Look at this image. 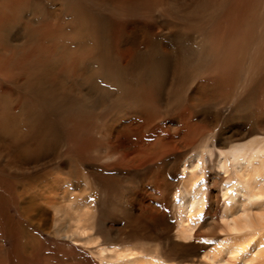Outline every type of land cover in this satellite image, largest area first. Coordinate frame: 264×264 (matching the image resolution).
Wrapping results in <instances>:
<instances>
[{"label": "bare ground", "instance_id": "bare-ground-1", "mask_svg": "<svg viewBox=\"0 0 264 264\" xmlns=\"http://www.w3.org/2000/svg\"><path fill=\"white\" fill-rule=\"evenodd\" d=\"M202 1L205 3L201 6ZM224 1L207 0L214 3V9L219 7L220 13L215 17L218 23L206 25L201 22L210 17L206 0H186L184 4L176 0H0V215L8 222L9 233L28 235L32 220L28 213L41 210L40 205L31 207L23 202L25 188L50 192L62 182L60 172L32 174L42 170L38 169L44 167L40 158L46 157L50 148L63 147V126H71L73 138L87 129L85 121L127 100L142 113L136 120L139 126L127 124L112 130L111 138L117 145L110 147L116 146L114 156L119 157V149H127L126 153L133 150L136 137H149L151 141L153 132L161 131L162 125L173 128L180 109L178 114H184L186 121L195 116L202 117L199 122L206 126L217 123V109L214 118L205 120L198 108L226 105L233 99L232 104L236 100L235 108H239V89L257 93V105L264 108V60L259 66L257 59V53L264 49V0ZM98 3L111 5L118 14L127 8L130 16L142 17L137 22L129 20V24L113 23L109 29L111 21L95 17L93 6ZM177 7L183 13L180 21L173 22L171 9ZM192 22H201L196 23L197 32L208 26L218 34L199 35L197 43L208 40L210 53L198 60L192 58V45L186 37L193 31ZM128 29L137 35L135 42H127ZM159 29H163L162 34ZM157 41L168 45L157 47ZM181 52L185 56L179 60ZM256 84L260 86L258 91ZM153 105L163 106L167 112L164 118L145 111ZM61 110L65 114L60 118L56 114ZM257 115L264 118V110ZM248 120L247 116L246 137L255 130ZM184 124V140L175 144L180 149L178 156L187 154L206 137V141L214 139L207 127ZM176 133L180 136L182 130ZM153 139L140 151L144 159L161 156L170 147L169 143L162 144L159 136ZM204 153L202 150L198 158ZM227 155L218 160L219 173L227 175L232 167L242 182L223 183L219 189L216 178L208 180L223 205L219 209L214 203L220 213L215 222L204 225L214 237L224 234L225 238L202 261L192 264H264V199H258L264 197V137L259 143L232 148ZM195 157L188 171L196 167ZM127 163L129 168L135 164ZM200 183L185 185L179 194L184 209L179 234L185 240L195 237L203 224L206 189ZM32 194L41 195L35 190ZM65 231V227L56 229L57 234ZM133 252H120L118 259H135L137 253ZM133 264L166 263L142 257Z\"/></svg>", "mask_w": 264, "mask_h": 264}, {"label": "rangeland", "instance_id": "rangeland-1", "mask_svg": "<svg viewBox=\"0 0 264 264\" xmlns=\"http://www.w3.org/2000/svg\"><path fill=\"white\" fill-rule=\"evenodd\" d=\"M176 1L178 3L183 1L184 4L186 0ZM204 3L205 1H202L201 6ZM206 3V7L209 8L207 15L210 17L201 22L206 25L216 24L218 20L215 17L220 13V8L214 9V3L207 0ZM103 4L98 3L93 6L94 9L96 8L95 17L99 20L111 21L112 24L122 22L129 24L131 23L129 20L137 22V19L142 17L141 14L130 16L127 8L122 14H118L111 5L103 6ZM171 10L170 18L173 22L180 21L178 17L183 11L178 12V7ZM258 11H260L259 8ZM196 23L192 22L193 31L190 30L186 35L188 43L192 45L194 60L203 58L205 53L207 55L210 53L208 40L205 44L197 43L199 35L218 36L212 31V27L208 26L200 28L201 33L197 32L199 23ZM114 24L109 29L113 28ZM162 31L163 29H159L158 32L162 34ZM127 37V42L130 43L135 42L137 35L135 36L128 29ZM156 45L164 47L168 45V42L157 41ZM261 45L264 47L262 41ZM199 51L203 54L199 55ZM152 54H154L153 51ZM183 55L185 56V53L181 52L179 60ZM257 59L258 65L261 66L264 60L263 48L257 53ZM212 64L214 62L209 65L212 66ZM257 70L259 71V67ZM207 71L205 69L204 73ZM73 85L78 86L75 82ZM256 86L257 91L260 90L259 84ZM237 95L241 98V104L237 103L239 108H235L236 100L232 104L234 99L226 105L214 107L208 104L202 109L198 108L205 120L211 119L217 109L218 120L212 125L200 124L202 117L192 116V120L189 118L186 121L183 119L184 114H178L182 112L180 109L175 116L178 119L174 118L173 128L168 129L162 125L161 131L156 129L157 131L153 132L159 136L162 144L169 143L170 147L161 156H153L151 159H144L140 151H143L142 149L152 142L154 137L157 138L154 134L151 141L149 137H136L132 146L133 150L126 153L127 149H119L118 152L121 155L119 157L114 156L117 152L116 146L110 147V144L117 145V142L111 138L112 130L127 124H130L132 128L139 126L136 120L138 116H141L142 110L136 109L127 100H120L121 102L114 103L107 113L98 114L85 121L87 129L74 135V140L69 131L71 126L68 125V128L63 126V147L60 150L56 149V145L50 148L45 154L47 156L40 158L44 167L38 169L42 170L32 174L44 175L46 172L55 171L61 173L63 180L59 185H54L50 192H42L41 188H25L23 191L24 194L27 192L23 202L30 203L31 207L40 205L41 209L28 213L32 218L28 235L19 237L9 233L8 222L4 215H0V264H133L136 259L142 257L166 264H192L202 261V257L209 255L225 238L224 234H221V237H214V233L208 232V227L204 226L215 222L220 213L214 203L216 206L218 204V208L223 205L219 192L210 188L208 180L216 178L218 182L215 186L219 189L223 183L227 182L240 184L242 178L236 169L230 167L227 175L223 172L219 173V158L223 155L228 156L227 153L232 148L259 143L264 137L262 136L264 135V118L257 115L258 111L264 108L257 105L260 101L257 93L252 95L249 91L242 92L239 89ZM159 96L162 97L161 92ZM164 97L166 98L165 93ZM163 109V106L158 108L153 105L145 111L151 114L157 112L164 118L167 112ZM64 114L65 112L61 110L56 116L61 118ZM247 116L248 124L255 130L246 137L248 127L244 125L246 124L244 120H247ZM187 122L207 127L208 131H212L211 136L214 139L206 141V137L204 142L189 149L187 154L178 156L180 149L175 144L184 140L183 129L187 125L184 123ZM179 130H182L180 136L176 133ZM73 145L75 146L72 147ZM202 150L205 153L202 158H198ZM66 152H69L68 155L62 157ZM193 156H196L194 161L196 167L193 171H188L187 166ZM129 161L135 163L130 168L126 166ZM69 163L74 165H68ZM197 182H201L199 186L205 184L206 189L203 224L197 228L195 237L185 240L179 234L181 218L184 216V209L180 205L183 202L179 194L185 185L196 186ZM33 190L41 195L35 197L32 194ZM53 192L57 196L53 195ZM63 227L66 231L57 234L56 229ZM65 235L67 238L63 237ZM17 245L20 247L16 248ZM126 250L137 253L135 259L133 257L126 260L118 259L117 254Z\"/></svg>", "mask_w": 264, "mask_h": 264}, {"label": "snow or ice", "instance_id": "snow-or-ice-1", "mask_svg": "<svg viewBox=\"0 0 264 264\" xmlns=\"http://www.w3.org/2000/svg\"><path fill=\"white\" fill-rule=\"evenodd\" d=\"M234 194V193H233ZM258 199H264V197H259ZM261 247H264V245H261Z\"/></svg>", "mask_w": 264, "mask_h": 264}]
</instances>
